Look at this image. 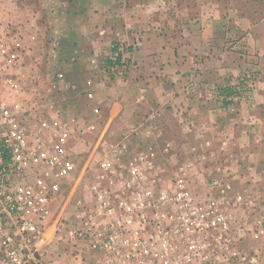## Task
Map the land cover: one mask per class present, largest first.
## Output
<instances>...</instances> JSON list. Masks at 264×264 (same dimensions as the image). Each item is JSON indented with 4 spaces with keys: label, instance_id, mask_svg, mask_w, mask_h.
I'll list each match as a JSON object with an SVG mask.
<instances>
[{
    "label": "built area",
    "instance_id": "obj_1",
    "mask_svg": "<svg viewBox=\"0 0 264 264\" xmlns=\"http://www.w3.org/2000/svg\"><path fill=\"white\" fill-rule=\"evenodd\" d=\"M5 29L0 25V264H45L40 243L54 198L74 179L70 143L77 129L60 121L49 129L21 77L27 50L19 34L9 37ZM132 51L116 45L102 79H128L137 68ZM260 77L253 64L210 97L233 111ZM94 151L91 181L65 236L82 244L94 264H264L262 248L249 246L251 236H264V222L249 229L231 216L243 195L230 202L223 177L208 176L203 189L195 182L193 172L205 159L125 137L101 139Z\"/></svg>",
    "mask_w": 264,
    "mask_h": 264
},
{
    "label": "rangeland",
    "instance_id": "obj_2",
    "mask_svg": "<svg viewBox=\"0 0 264 264\" xmlns=\"http://www.w3.org/2000/svg\"><path fill=\"white\" fill-rule=\"evenodd\" d=\"M212 13L217 15L219 21H222V18L228 19V25H232L229 30L250 33L264 20V0H0V25L6 28L5 32L9 37L15 38L14 34H19L16 37L21 39L22 46L27 50L21 73L25 89L28 94L32 93L42 100L46 98V85L40 81L38 74L49 72L52 77L57 78L56 71L61 72L59 70L61 64L74 57L90 69L96 64L92 61V54L97 53L98 65L102 62L104 64L107 57L106 49L116 45V40L122 33L131 34L135 31L139 33L149 31L161 35L178 33L186 27L189 28L191 25L189 20L195 18L202 21ZM202 29L204 30V26H201ZM119 43L136 49L138 45L137 42L129 46L123 42ZM226 45L225 49L228 52H237L246 60L248 67L245 70L253 64H257L260 69V80L244 100L247 101L262 81L260 63L256 61V54L252 53L247 42L234 38ZM242 46L246 47L248 55L241 53ZM48 67L55 69L53 73ZM137 71L138 67L128 79L118 80L121 84L117 85L116 90H104L107 92L104 95L112 97L117 91L123 94L125 90L123 83L129 82ZM244 71L231 74L222 83L214 84H207L200 80L197 72H192L193 76L191 77L192 73H189L185 89L192 94L207 91V95L212 96L215 87L223 86L226 81ZM95 72L97 74L91 77L102 83L98 68ZM118 81L103 83L105 87H111ZM84 104L83 100L75 101L71 104L74 106L71 112L80 110ZM85 105L104 107L98 103ZM151 106L154 107L153 103ZM147 111L148 109L143 108L142 115L144 116ZM124 126V121L118 120L112 123L110 134H95L91 131L72 134L70 147L76 155L74 179L68 187L62 189L52 203V218L40 243V252L45 264H94L88 251L82 250V244L74 245L65 236L69 229L75 226L72 225L74 214L82 204L84 188L91 181L95 145L101 139L118 141L121 138L120 130ZM177 136L163 134L161 138ZM135 137L142 146L150 142L151 135L141 133ZM157 146L160 149L167 148ZM231 151L233 154L237 153L236 150ZM254 152L256 157L254 156L252 160L247 157L242 160L243 162L235 160L234 165L228 163L223 167L199 166L193 172L195 182L202 189L208 176L223 177L227 180L231 185L228 194L230 202H234L238 195H243V202L231 211V216L245 223L249 229H255L259 221L264 222V145L252 151ZM209 170L211 172H208ZM251 239L249 246L262 248L264 254V236L254 235Z\"/></svg>",
    "mask_w": 264,
    "mask_h": 264
},
{
    "label": "crops",
    "instance_id": "obj_3",
    "mask_svg": "<svg viewBox=\"0 0 264 264\" xmlns=\"http://www.w3.org/2000/svg\"><path fill=\"white\" fill-rule=\"evenodd\" d=\"M198 20L193 18L189 20V28L168 35L149 31L122 33L116 45L121 44L119 42L128 46L138 44L137 49L130 47L138 71L129 82L123 83V94L117 91L116 95L106 97L105 91L116 90L121 82L113 83L111 88L105 87L104 80L103 85L91 77L97 74V68L100 76L102 63L98 65L97 53L92 54V61L96 64L90 69L74 57L61 64V72L56 71L57 78L49 72L38 74L46 85V98L42 100L29 94L39 102L40 111L45 113L42 118L48 122L49 129L55 128V123L60 121L76 127L74 134L88 131L110 134L112 123L121 120L125 126L120 130L118 141L125 137L131 144L139 145L135 135H151L150 142L145 145L155 143L162 147H179L183 158L207 161L206 164L198 162V166L223 167L228 163L234 165L235 160L243 162L247 157L252 160L256 157L252 151L264 145V20L250 33L229 30L232 26L228 25L229 20L222 18L219 21L214 13ZM234 38L247 42L252 53L256 54V61L262 69V81L249 100L229 111L216 99H211L207 91L199 95L188 93L185 88L189 73L197 72L200 80L214 84L222 83L231 74L248 67L239 53L225 49L226 43ZM116 45L106 49L107 57L114 52ZM48 70L53 73L55 69L48 67ZM81 100L85 104L98 103L104 107L84 104L80 110L71 112L74 107L71 104ZM143 108L148 109L144 116L141 113ZM163 134L178 136L161 138ZM202 134L204 138H201ZM231 150L237 153L233 154Z\"/></svg>",
    "mask_w": 264,
    "mask_h": 264
},
{
    "label": "trees",
    "instance_id": "obj_4",
    "mask_svg": "<svg viewBox=\"0 0 264 264\" xmlns=\"http://www.w3.org/2000/svg\"><path fill=\"white\" fill-rule=\"evenodd\" d=\"M116 50V46L114 47V51ZM104 63H106L107 61H108V57H106L105 59H104ZM102 64H103V62H102Z\"/></svg>",
    "mask_w": 264,
    "mask_h": 264
}]
</instances>
